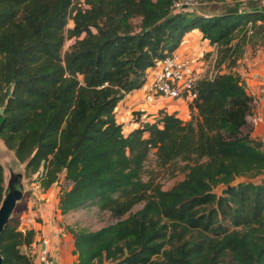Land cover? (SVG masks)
<instances>
[{
  "label": "trees",
  "instance_id": "16d2710c",
  "mask_svg": "<svg viewBox=\"0 0 264 264\" xmlns=\"http://www.w3.org/2000/svg\"><path fill=\"white\" fill-rule=\"evenodd\" d=\"M179 1L0 0L1 140L43 189L71 183L62 214L114 218L67 225L76 264H264V180H237L264 173V152L246 133L252 98L235 70L246 27L264 26V10H179ZM194 29L219 45L227 71L197 82L189 120L160 110L144 121L134 110L138 126L126 131L119 102ZM66 37L75 42L63 54ZM152 152L158 169L185 177L164 189L146 170ZM5 179L0 159V206ZM26 211L0 234L3 264H33L22 252L35 242L20 230Z\"/></svg>",
  "mask_w": 264,
  "mask_h": 264
},
{
  "label": "crops",
  "instance_id": "0c3cea01",
  "mask_svg": "<svg viewBox=\"0 0 264 264\" xmlns=\"http://www.w3.org/2000/svg\"><path fill=\"white\" fill-rule=\"evenodd\" d=\"M249 40L246 39L242 45L244 53L239 56L237 61L238 69L236 71L245 78L244 82L251 88L257 89L260 78L254 77V74H258L260 77L264 75V44L259 40L257 43H250ZM211 49L212 46L209 41L202 38L201 31L194 29L185 36L183 44L177 51L204 55L205 53H209ZM145 86H147V82ZM145 86L125 95L117 106V121L123 123L127 131L138 126V123L133 121V110L145 111L146 116L143 117L144 121H154L159 117L157 107L147 105L143 100V94L146 90ZM135 94H138V98L135 97ZM140 94L141 96H139ZM174 109L179 110V117L183 119L187 118V107L183 102L177 101L175 104H172L169 112ZM62 182L63 180L49 189H43L37 181L33 182L35 190L29 199L26 211L27 217L31 220L27 223V226L28 229L34 231L35 242L39 241L42 236H46L49 239L55 264H76L77 254L75 252L74 236L67 229V225L70 224L67 220L70 214L64 215L60 210ZM63 183L64 187L71 186L70 182L65 181ZM26 250L27 248L24 246L22 252L25 253Z\"/></svg>",
  "mask_w": 264,
  "mask_h": 264
},
{
  "label": "built area",
  "instance_id": "2783aa9c",
  "mask_svg": "<svg viewBox=\"0 0 264 264\" xmlns=\"http://www.w3.org/2000/svg\"><path fill=\"white\" fill-rule=\"evenodd\" d=\"M177 2L176 6H179ZM255 30L250 22L246 27L247 39L249 40ZM212 49L204 55L175 51L173 54L160 60L156 66L149 69L147 73V86L143 94V100L147 105L156 106L158 112L169 108L177 101L185 104L190 115V105L197 98L196 84L199 80L207 78L214 79L218 73L224 72L223 68L216 65L219 45H211ZM209 56L206 59V56ZM224 67V64L221 66ZM209 68L211 70L209 71ZM260 78L258 88H251L244 82L248 94L252 98L251 111L247 117L248 123L254 130L253 138L261 143V150L264 152V75ZM242 77V76H241ZM245 81V78H243ZM146 84V83H145ZM143 86V87H144ZM171 112L179 110L174 109ZM30 218H25L21 222L20 230L27 233V223ZM35 244V245H34ZM27 248L25 254L32 258L33 264H55L54 257L50 249V241L46 236H42L39 241L34 242Z\"/></svg>",
  "mask_w": 264,
  "mask_h": 264
},
{
  "label": "rangeland",
  "instance_id": "374dc122",
  "mask_svg": "<svg viewBox=\"0 0 264 264\" xmlns=\"http://www.w3.org/2000/svg\"><path fill=\"white\" fill-rule=\"evenodd\" d=\"M180 5L177 6V9L187 8L189 10H195V11H210V12H221L224 11L225 9H229L231 7H239L242 9H246L247 7H258L260 9L264 10V0H181L179 1ZM73 23L70 22L68 27L69 28ZM261 41L264 44V26L260 25L258 28H256V33L254 34L253 37L250 38V43H257V41ZM75 38H69L66 37L65 40V45L63 47V54H65L68 50H70L72 44H74ZM244 53V48L241 47L240 49L237 50V55L240 56ZM208 59V55L206 56ZM238 66V64H237ZM222 71H227L226 68L222 67ZM238 69L237 67L235 70ZM211 68H209V71ZM128 94V93H127ZM126 94V95H127ZM141 96V94L139 95ZM135 97L138 98V94H135ZM134 111V110H133ZM132 111V112H133ZM186 116V115H185ZM187 120H189V115H188V110H187ZM127 131V129H125ZM249 132L252 139H253V134L254 130L252 126H248L246 133ZM0 159L1 162L4 165L5 168V185L6 189H9L11 185H13V180L17 186L18 189L22 190L24 192V196L22 200H20L16 208L14 210L15 213H21L25 208L28 209V204L29 200L26 199L28 198V194L30 192L33 193L35 190V187L33 186L34 178L33 177H26L25 176V165L20 164V162L17 160L14 151L8 149L4 144L3 141L0 138ZM146 170L148 172H155L158 176L159 182L162 184L164 189H169L173 185H175L177 182L182 180L185 177V174L181 171H173L171 168L170 169H158L157 164H156V156L152 152L149 156V159L146 162ZM239 181H263L264 180V173L263 174H258L254 175L253 173L250 174H243L237 178ZM65 182V180H63ZM62 182L61 186L64 187V183ZM60 185V184H59ZM61 187V188H62ZM221 189L217 188L215 191L219 192ZM61 191V190H60ZM30 197V196H29ZM32 197V195H31ZM30 197V198H31ZM29 198V199H30ZM139 208V207H137ZM13 212V214H14ZM12 214V216H13ZM25 218H27V215L25 213L24 217L22 220L24 221ZM68 222L70 224H74L75 222H79L84 226H87L91 229H98L103 225H106L107 223H110L114 221V218L111 217L109 212L101 211L98 208H93L91 210H80L74 213H70V216L68 217Z\"/></svg>",
  "mask_w": 264,
  "mask_h": 264
},
{
  "label": "water",
  "instance_id": "95a60500",
  "mask_svg": "<svg viewBox=\"0 0 264 264\" xmlns=\"http://www.w3.org/2000/svg\"><path fill=\"white\" fill-rule=\"evenodd\" d=\"M13 185L6 189L5 197L0 206V234L3 232L5 226L8 224L17 203L22 200L24 192L17 188L14 180ZM0 264H3V257L0 252Z\"/></svg>",
  "mask_w": 264,
  "mask_h": 264
}]
</instances>
